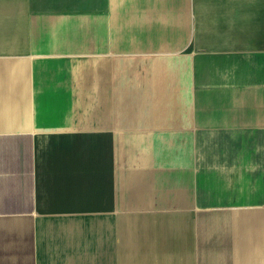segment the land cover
<instances>
[{
	"label": "crops",
	"instance_id": "obj_1",
	"mask_svg": "<svg viewBox=\"0 0 264 264\" xmlns=\"http://www.w3.org/2000/svg\"><path fill=\"white\" fill-rule=\"evenodd\" d=\"M34 2L0 0V264H264V54L222 50L262 0Z\"/></svg>",
	"mask_w": 264,
	"mask_h": 264
},
{
	"label": "rangeland",
	"instance_id": "obj_2",
	"mask_svg": "<svg viewBox=\"0 0 264 264\" xmlns=\"http://www.w3.org/2000/svg\"><path fill=\"white\" fill-rule=\"evenodd\" d=\"M251 2V1H249ZM263 6L258 9H252L251 6H249V10L245 14V18L243 20L242 24V31L249 40V46L243 47L239 46L238 48H230L223 45L222 50H224V53L228 56H233V54L237 53L241 56H244L246 60L242 62V65L245 64V66L241 65L242 71H248L249 70V64L248 60L259 58L260 55L264 54V0H262ZM25 3L28 5V10L34 11L37 10L38 7L35 5L36 3L34 0H25ZM215 4L217 6V0H215ZM79 9V8H78ZM75 9V10H78ZM191 23H190V30L188 31V36L185 39L183 46L180 48H177L176 53L181 55H187L191 56L198 52H201V49H198L196 46V26H197V17L196 14L191 13ZM247 17V18H246ZM151 19H154L152 17ZM222 19V16L219 17L220 22ZM238 47V46H237ZM233 53V54H232ZM264 56V55H263ZM252 61V60H251ZM244 74V73H242ZM211 87L213 89L217 88V84H213ZM230 89V88H229ZM228 87L224 90H216L214 94H212V100L210 101L209 108L211 109H223L225 107L235 106V103L232 101L231 98L226 97V94L229 93ZM196 137L197 135L194 133V139H195V145H196ZM139 155L136 153L133 156L132 162L128 163L126 158L119 159L120 163V171H122L123 175H125L127 172H129V167L132 166V170L135 167V169H138L139 162H138ZM134 171V170H133ZM126 182L124 183V185ZM125 190H127V184L125 185Z\"/></svg>",
	"mask_w": 264,
	"mask_h": 264
},
{
	"label": "bare ground",
	"instance_id": "obj_3",
	"mask_svg": "<svg viewBox=\"0 0 264 264\" xmlns=\"http://www.w3.org/2000/svg\"><path fill=\"white\" fill-rule=\"evenodd\" d=\"M233 55H234V54H233ZM227 56H228V55H227ZM212 57H213V56H212ZM227 58H228V57H227ZM246 59H247V58H246ZM208 60H209V59H208ZM220 60H221V59H220ZM221 61H222V60H221ZM213 62H214V61H213ZM223 62H224V61H222L221 63H223ZM221 63H220V65H221ZM233 63H234V62H233ZM214 64H215V63H214ZM228 64H229V63H228ZM235 64H236V62H235ZM230 65H232V63H230ZM230 65H229V66H230ZM227 66H228V65H227ZM229 66H228V67H229ZM232 66H233V65H232ZM234 66H235V65H234ZM234 66H233V67H234ZM253 66H254V65H253ZM262 66H263V65H262ZM223 67L225 68V65H224ZM235 67H237V66H235ZM235 67H234V68H235ZM218 68H219V65H218ZM224 68H223V69H224ZM237 68H239V67H237ZM225 69H226V68H225ZM250 69H251V68H250ZM217 71H218V70H217ZM226 71H227V70H226ZM232 71H233V70H232ZM255 71H256V70H255ZM219 72H220V71H219ZM234 72L237 73L236 69H235ZM221 73H222V71H221ZM236 73H234V77H236V76H235ZM225 74H227V73H225ZM230 75H231V73H230ZM230 75H229V76H230ZM217 76H218V75H217ZM227 77H228V76H227ZM227 77H226V79H227ZM252 77H253V76H252ZM228 78H230V77H228ZM217 79H218V78H217ZM220 80H221V79H220ZM222 80H223V79H222ZM229 80H230V79H229ZM218 81H219V80H218ZM205 82H206V81H205ZM220 82H222V81H220ZM225 83H226V82H225ZM222 84H223V82H222Z\"/></svg>",
	"mask_w": 264,
	"mask_h": 264
}]
</instances>
